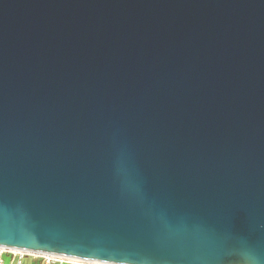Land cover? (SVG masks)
<instances>
[{
	"label": "water",
	"instance_id": "1",
	"mask_svg": "<svg viewBox=\"0 0 264 264\" xmlns=\"http://www.w3.org/2000/svg\"><path fill=\"white\" fill-rule=\"evenodd\" d=\"M1 246L264 264V0H0Z\"/></svg>",
	"mask_w": 264,
	"mask_h": 264
},
{
	"label": "built area",
	"instance_id": "2",
	"mask_svg": "<svg viewBox=\"0 0 264 264\" xmlns=\"http://www.w3.org/2000/svg\"><path fill=\"white\" fill-rule=\"evenodd\" d=\"M12 257L17 264H24L27 259L33 261V264H96L94 261L77 260L73 258H64L53 254L29 253L22 250H13L4 246L0 247V264H5V258ZM100 264H111L101 262Z\"/></svg>",
	"mask_w": 264,
	"mask_h": 264
},
{
	"label": "clouds",
	"instance_id": "3",
	"mask_svg": "<svg viewBox=\"0 0 264 264\" xmlns=\"http://www.w3.org/2000/svg\"><path fill=\"white\" fill-rule=\"evenodd\" d=\"M232 264H261V261L252 251H246L236 254Z\"/></svg>",
	"mask_w": 264,
	"mask_h": 264
},
{
	"label": "rangeland",
	"instance_id": "4",
	"mask_svg": "<svg viewBox=\"0 0 264 264\" xmlns=\"http://www.w3.org/2000/svg\"><path fill=\"white\" fill-rule=\"evenodd\" d=\"M5 264H17L15 261H13L12 257H6L5 258ZM24 264H33V261L30 259H27Z\"/></svg>",
	"mask_w": 264,
	"mask_h": 264
},
{
	"label": "snow or ice",
	"instance_id": "5",
	"mask_svg": "<svg viewBox=\"0 0 264 264\" xmlns=\"http://www.w3.org/2000/svg\"><path fill=\"white\" fill-rule=\"evenodd\" d=\"M82 259H88V258H82ZM96 264H100V262H99V261H97V262H96Z\"/></svg>",
	"mask_w": 264,
	"mask_h": 264
},
{
	"label": "bare ground",
	"instance_id": "6",
	"mask_svg": "<svg viewBox=\"0 0 264 264\" xmlns=\"http://www.w3.org/2000/svg\"><path fill=\"white\" fill-rule=\"evenodd\" d=\"M13 250H15V249H13ZM16 251V250H15ZM30 253V252H29Z\"/></svg>",
	"mask_w": 264,
	"mask_h": 264
}]
</instances>
